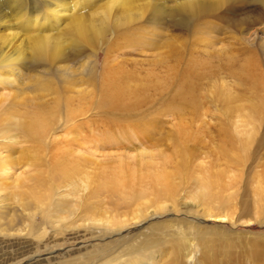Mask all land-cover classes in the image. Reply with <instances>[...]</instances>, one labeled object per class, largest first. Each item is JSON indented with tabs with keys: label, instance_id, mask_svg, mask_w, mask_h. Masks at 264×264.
<instances>
[{
	"label": "rangeland",
	"instance_id": "rangeland-1",
	"mask_svg": "<svg viewBox=\"0 0 264 264\" xmlns=\"http://www.w3.org/2000/svg\"><path fill=\"white\" fill-rule=\"evenodd\" d=\"M32 105L49 117L47 142L0 132V159L11 156V170L0 164V264H129L152 235L150 264H264V0H0V121ZM59 150L93 151L88 175L122 170L123 158L147 172L162 156L182 175L142 207L95 199L119 224L59 220L53 203L70 189L48 179Z\"/></svg>",
	"mask_w": 264,
	"mask_h": 264
},
{
	"label": "bare ground",
	"instance_id": "bare-ground-1",
	"mask_svg": "<svg viewBox=\"0 0 264 264\" xmlns=\"http://www.w3.org/2000/svg\"><path fill=\"white\" fill-rule=\"evenodd\" d=\"M55 11H57V8H55ZM77 18L78 17L73 19L74 20L73 23L76 24V25L79 22V20ZM69 23H71V22H69ZM71 25L74 26L73 24H71ZM76 27H78V25ZM47 33H49V32H47ZM37 36L43 37V39H45V37H49L50 34L40 33ZM32 39H33V37H31V40ZM43 39H39L38 40L37 43H38L39 46H44L45 45L44 44L45 40H43ZM38 45L36 46L34 44L33 47L34 46L39 47ZM8 57H10V56H8ZM15 57H17V56H15ZM8 62H9V60H8ZM5 63L8 64L7 62H5ZM233 74H234V72H233ZM103 81H104V84L106 85L105 86L103 84L104 87L107 89V91L109 90L108 91V94H109L108 96H110L111 98H116L120 94V91H121L120 88L115 87L116 86V81L114 79H112L106 73L104 74ZM48 90H51V89L48 88ZM59 91H60L59 87L54 89V92L56 93V95L55 94H53V95H54V97L56 96V98H55V100H56L55 103L56 104L58 103L59 99L61 98L60 95H59ZM36 96H39V94L36 95ZM231 96H233V95H231ZM35 99L38 101L37 98H35ZM69 99L70 98H67V101ZM39 100H40V98H39ZM233 100H235V98L231 99V97H229V99H227L226 101L229 102V101H233ZM28 101H29V103H31L32 100H30V98H29ZM243 106L244 105L242 103L241 104H238V103L234 104V106L231 107L232 110H233V113L236 114V112L240 108H242ZM32 107H35L36 110H34V109L31 110V111H27L26 110L25 112L24 111L23 112H21V111L19 112L18 111L17 113H19L20 116H17L18 115L17 113H13V114H10V116H8V117L1 118V121H0L1 122L0 123V128H1L0 130H2V131H0V132H2L1 136H6L7 138H5V139L9 140L11 138L10 137L11 134L8 135L9 131H12V129H17V130H19L18 131L19 133L23 132L25 135H30L32 133H35V134H37L39 140L41 139V143L47 142L46 139H45V136L48 134V132H49V130L51 128L49 126V122H50L49 117H48L46 111L44 110V108L36 107V105H32ZM228 107H230V106H228ZM73 109H76V108H72V111H70V114L68 113L69 116L67 114V117L72 118V117H74L76 115L77 110H73ZM111 110H112V112H119V114H121V115H128L129 113H131L129 111H128L129 113H126L127 110L125 108L124 109H118L117 107H114ZM82 113H84V112H82ZM230 113H231V111H230ZM132 124L133 125H137V124L139 125V122L138 123H132ZM73 127L71 129H73ZM113 131H115V130H113ZM141 134L145 135L144 131H141ZM83 137H84V135H83ZM88 137H92V136L89 135ZM138 137H140V135ZM66 139H68V138H66ZM79 139H80L79 137H75L74 136L73 139H69L66 142H67V144H70L72 146L71 148H73V144H78L79 147H81L82 139L80 141H79ZM86 140L87 141H85V142H89L92 139L91 138H86ZM120 140H121V138H120ZM115 141H118V140H115ZM51 142H53V143L56 142L55 144L59 145L62 141H57V140L51 139V140H49L48 144H50ZM63 143H64V141H63ZM88 145H91V144H88ZM60 146H61V144H60ZM60 146L58 148H60ZM94 146H95V144L93 145V147ZM74 147H77V146H74ZM96 147H95V149H96ZM99 147H101V145L98 146V148ZM11 148H12V146H11ZM61 150H63V148H61ZM73 150H74V148H73ZM98 150H100V149H98ZM98 150H97V152H98ZM87 152H89V151H87ZM92 152L93 151H90L88 154H86L85 152L81 151V154L75 155L71 151L64 150V151L60 152V150H59V152H57V153L52 155L51 158L53 160L52 161L50 160L51 162L48 160V163H49L48 164V169H49V171H48V179H50L49 181L52 182L51 180H53V181L57 182L56 183L57 186H54V187H56V189L59 188V187H62V186L70 187V189H68L67 193L63 194L64 193L63 192L62 193L63 195H60L59 198L57 200H55V203H53V209L57 212V215H58V216H53V217H56L59 220H62V219H68L69 217L73 218V217L78 216L79 214L80 215L83 214V216H84L83 218L91 220V221L100 219V220H103L106 224H110V225H113V224H116V223L119 224L120 221L116 217V215H118L117 214L118 212H115L116 215H113V212L109 213L110 215H107L108 213H106V211H104L102 208L100 209V206H99L100 203H99V201H95V199H99L101 195H105V193H109L112 196L115 195L118 199L123 201L124 204H135L136 203L138 205L140 203L138 206L137 205L136 206L137 207H139V206L142 207V206L145 205V202H146L145 199L149 195L152 198H148V199H153V198L154 199H159V197L163 196L164 193L165 194L172 193V190L175 187V184L173 182V174H178L179 176L182 175L181 174L182 173L181 169L179 171L176 168V170L173 171L172 170L173 167L169 166V164L172 163V159H171L172 156L171 155H170L171 158H165L164 156L160 157L163 160H160V165H158L159 167L157 169L150 170L147 167V165H145L146 168L149 169V171L145 169V171H147V172H143V171L140 172L144 168H140V171L135 170L138 167L136 166V168H135L134 166H131L126 161V160H129V159L121 157V158L125 159V160H123V159H121L119 157V159H121L119 161V167H122V170H117V169H115V167L111 168V169L104 168L103 171H101L100 173H97L94 176L92 174L88 175L87 172H84V169H83L82 166H86L87 167V166H90V165H92L94 163V161H93V159L91 157V156H93ZM146 154H148V153H146ZM71 155H72V157H71ZM119 156H121V155H119ZM142 156H143V154H142ZM142 156H140V158ZM159 156H161V153H160ZM170 156H168V157H170ZM110 157H112V155ZM97 159H98V156H97ZM154 159H155V157H154ZM10 160H11V156H9V155L6 156V158H4V159H0V164H3L1 166V168L3 170H8L9 168L11 170V167H10L11 164H9L8 162L6 163V161H10ZM138 161L139 160H137V162ZM153 161H155V160H153ZM146 164H149V161H147ZM150 164H151V161H150ZM139 165H141V164H139ZM151 166H152V164H151ZM149 167H150V165H149ZM95 177H96V180L98 179V181H95ZM213 179H210V178L206 179L205 185H206V187L208 189L211 188L212 186H214V184L216 183V182H213ZM215 179H217V178H215ZM19 181H21V178H20ZM49 184H51V183H49ZM48 189H49V187H48ZM204 190L202 191L203 194L205 193ZM106 195H108V194H106ZM69 197H71V198L69 199ZM73 197H77V199H75L76 202H75ZM118 199H117V201H118ZM96 203H98V204H96ZM155 203H157V202H155ZM118 206H120V203H119ZM98 214H101L103 216L98 218L97 217ZM210 215H212V213ZM137 216H139V214L135 215V217H137ZM218 217L220 218V216H218ZM32 220H33L32 222H34V219H32ZM34 224H35V222H34ZM30 227H31V224H30ZM21 231L19 230V232H21ZM157 243H158V238L156 237V235H152V237L150 236L149 238L145 239V242L143 244L145 246L144 251H143V247H141L139 249L138 258L137 259L135 258L134 261L132 263H129V264H145L147 261L144 262V260H143L144 259V255L147 254L148 251H151L152 247L156 246ZM149 255L150 254H148L147 255L148 257H146L147 258L146 260H148V261L152 260L151 258H154L153 257L154 255L153 256H149ZM147 263L150 264L149 262H147Z\"/></svg>",
	"mask_w": 264,
	"mask_h": 264
}]
</instances>
